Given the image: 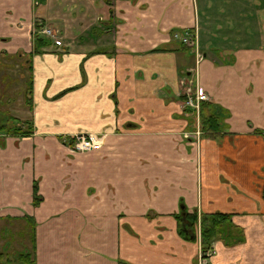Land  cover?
I'll return each instance as SVG.
<instances>
[{
	"label": "crops",
	"instance_id": "1",
	"mask_svg": "<svg viewBox=\"0 0 264 264\" xmlns=\"http://www.w3.org/2000/svg\"><path fill=\"white\" fill-rule=\"evenodd\" d=\"M37 23L60 44L36 51ZM2 56L24 64L29 108L12 116L34 132L0 133V218L32 219L36 264H199L182 202L245 230L209 264H264V0H0ZM197 85L223 122L200 143ZM79 133L103 144L75 152Z\"/></svg>",
	"mask_w": 264,
	"mask_h": 264
},
{
	"label": "trees",
	"instance_id": "2",
	"mask_svg": "<svg viewBox=\"0 0 264 264\" xmlns=\"http://www.w3.org/2000/svg\"><path fill=\"white\" fill-rule=\"evenodd\" d=\"M110 1V0H108ZM42 25L36 24L34 31V43L36 51L42 52L43 48L51 43V40L40 33ZM29 82V80H26ZM30 83V82H29ZM31 91L30 84L25 90ZM26 99L30 102L26 94ZM207 103V104H206ZM205 108L208 111L205 114ZM220 108L216 105H211L208 100L201 102L200 121L204 136L216 137L222 130L223 122L219 112ZM33 121L30 119L16 120L14 125L0 126V133L4 135L27 136L34 132ZM263 133L262 131H258ZM264 134V133H263ZM73 140V137L70 138ZM3 143V139L0 140ZM264 197V188H263ZM42 196L38 193V185L34 184V204H38ZM178 221V233L187 240L200 241L201 251L207 255L208 251L214 249V243L218 240L224 242L227 246L237 245L245 242L246 235L243 227L236 225L232 220V214L228 212H210L198 213L197 211L190 212L185 205L181 206V210L175 215ZM31 221V220H30ZM32 222V221H31ZM34 224L31 223V241L32 249L22 251L18 254L19 264H36L35 261V229ZM1 255V254H0ZM10 262V259L7 263ZM2 264V263H1ZM5 264V263H3Z\"/></svg>",
	"mask_w": 264,
	"mask_h": 264
},
{
	"label": "rangeland",
	"instance_id": "3",
	"mask_svg": "<svg viewBox=\"0 0 264 264\" xmlns=\"http://www.w3.org/2000/svg\"><path fill=\"white\" fill-rule=\"evenodd\" d=\"M0 58V126H11L14 125L17 120L12 116V114L20 116L26 108H29V105L25 102V98L23 97L26 93L25 90L28 87V82H26L28 77L27 72L24 68V64L18 58H12L8 56H2ZM2 106L7 110L9 109L10 111H3L1 109ZM19 225L24 226L25 222L22 220H10L7 218H0V233H2L3 230L5 231L6 229L19 232L17 231V227ZM30 231L31 226L29 225L27 227L25 235L22 234L21 237L13 232L12 234H14L15 236L13 240L9 232H6L5 238L1 237L0 234L1 241L11 240L9 242V251L12 252L10 256H13L14 253L18 256L20 250L23 251L27 248L32 249ZM20 246L21 249L19 251L12 249L13 247ZM0 251L5 252L6 250L0 249ZM17 262L20 263L19 259L17 260Z\"/></svg>",
	"mask_w": 264,
	"mask_h": 264
},
{
	"label": "built area",
	"instance_id": "4",
	"mask_svg": "<svg viewBox=\"0 0 264 264\" xmlns=\"http://www.w3.org/2000/svg\"><path fill=\"white\" fill-rule=\"evenodd\" d=\"M40 33L49 38V39H56V43L60 44V41L57 39L59 36V31L53 28H49L47 26H43L40 29ZM174 38H177L181 40L185 45L195 48L196 49V56L197 59L202 58V54L198 51V43H197V38L196 36L189 30H186L184 32H176L174 33ZM208 99L207 95L204 93V91L197 85L195 87L194 92H188L186 94V99H185V106L191 107L195 109L196 114H197V128L192 134H186L185 136L187 137H195L197 140L201 138L202 131L200 128V123H199V109H200V101ZM103 141V136L101 135H85V134H78L75 137V141L72 147V150L74 151H85L87 149L93 148V147H98L101 145V142ZM212 256V251H208L207 255H204L202 251L200 252V257H199V264H207L208 259Z\"/></svg>",
	"mask_w": 264,
	"mask_h": 264
},
{
	"label": "flooded vegetation",
	"instance_id": "5",
	"mask_svg": "<svg viewBox=\"0 0 264 264\" xmlns=\"http://www.w3.org/2000/svg\"><path fill=\"white\" fill-rule=\"evenodd\" d=\"M58 44V43H57ZM195 51V53H196V50H194ZM194 90L195 89H192V87H188V89L185 91L186 93H185V99H186V94L188 93V92H194ZM208 97V96H207ZM206 100H209V99H206ZM206 100H202V101H206ZM202 101H200V103H199V105H200V109H201V102ZM189 109H190V111L191 112H193L194 111V113H195V117H196V122H195V126H196V128H197V122H198V119H197V114H196V111H195V109H193V108H191V107H188ZM199 109V110H200ZM199 123H200V128H201V121H200V111H199ZM201 131H202V135H201V138L199 139V140H197V138H195V137H186V138H194L198 143H200L201 142V139H202V137H204V133H203V130H202V128H201ZM79 134H85V133H79ZM78 134H75V135H72V136H70V137H67L66 139H64L65 140V142L68 144V146L72 149V147H73V144H74V141H75V137L77 136ZM85 135H90V134H85ZM94 135H96V134H94ZM99 135H101V136H103L102 134H99ZM98 136V135H97ZM73 137V140L72 139H70V138H72ZM103 144V141L101 142V145ZM100 145V146H101ZM100 146H98V147H100ZM93 148H97V147H93ZM93 148H90V149H93ZM90 149H87V150H85V151H88V150H90ZM74 151V150H73ZM85 151H75V152H85ZM11 220V219H10ZM17 220H22V221H24L26 224H31L33 221H32V219H30V218H28L27 217V219L25 218V219H23V218H19V219H17ZM32 222H31V221ZM26 224L23 226V225H19L18 227H17V231H19V232H15V231H13V230H8V229H6L5 231L3 230V232L2 233H0L1 234V237H3V238H5V234H6V232H9V234H11V238H12V240L14 239V234H12L13 232L15 233V234H18V236H22V234L23 235H25V233H26V231H27V227L29 226H26ZM31 226V225H30ZM2 230V229H1ZM9 234H7V235H9ZM30 235H31V231H30ZM6 238H8V237H6ZM11 241V240H10ZM10 241H6V240H3V241H1L0 240V249H3V250H6L5 252H2V251H0V264L2 263H5V264H19L18 262H17V260H18V256H17V254H15L14 253V255L13 256H10V254L12 253V252H10L9 251V242ZM19 243H20V241H19ZM11 245V244H10ZM11 249V248H10ZM13 250H20L21 249V246L20 247H13L12 248ZM27 250H30V248H27L26 250H23V251H27ZM20 252H22L21 250H20ZM19 252V253H20ZM9 259H10V262L9 263H7L8 261H9ZM207 264H209V263H207Z\"/></svg>",
	"mask_w": 264,
	"mask_h": 264
}]
</instances>
